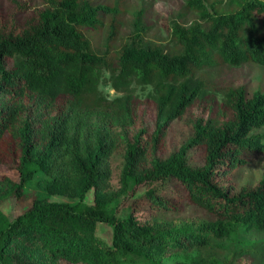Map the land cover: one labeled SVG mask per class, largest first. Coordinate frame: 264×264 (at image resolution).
<instances>
[{
    "label": "trees",
    "instance_id": "obj_1",
    "mask_svg": "<svg viewBox=\"0 0 264 264\" xmlns=\"http://www.w3.org/2000/svg\"><path fill=\"white\" fill-rule=\"evenodd\" d=\"M41 1L0 3V165L8 169L0 175V264H233L242 254L255 264L263 258L254 242L238 240L231 248L221 242L243 229L264 231V176L252 188L238 189L234 181L238 167L264 154V134L253 133L264 127V92L220 87L221 101L190 120L186 143L167 156L156 153L173 122L212 87L199 71L223 63L264 67V0H185L198 18L172 20L170 46L143 41L137 32L102 54L86 34L105 25L100 13L116 8L93 0ZM106 76L120 94L111 102L100 89ZM134 87L149 88L144 99ZM146 105L152 133L140 127L128 138L143 125ZM120 146L114 190L111 157ZM190 149L199 157L192 164ZM11 198L28 202L13 219L1 209ZM189 206L206 219L166 223ZM100 223L111 229L110 243L96 236Z\"/></svg>",
    "mask_w": 264,
    "mask_h": 264
},
{
    "label": "rangeland",
    "instance_id": "obj_2",
    "mask_svg": "<svg viewBox=\"0 0 264 264\" xmlns=\"http://www.w3.org/2000/svg\"><path fill=\"white\" fill-rule=\"evenodd\" d=\"M13 0H0V3L4 7L11 6ZM41 0H32L33 5L41 4ZM95 4H107L111 9H117L114 13L101 14L104 18L105 25L96 32L86 34L92 44L93 49L102 54L106 50V46L111 48H118L126 41L130 42L132 37L137 34L141 35V39L146 42L162 44L164 46H170V35L167 32L168 27L172 20H177L184 24L190 23L195 18H198L197 14L193 11L185 8V0H93ZM114 17L113 22L116 27V36L114 39L108 37L110 29V20ZM141 25V29L137 30ZM110 40V41H109ZM110 42V43H109ZM199 75L208 79L212 87L208 90V94L204 99L194 102L186 111V113L175 120L169 127L168 134L165 140V148L161 150L157 149V155L167 156L169 152L178 150L191 136L190 120L195 116H205L208 113L211 105L219 103L221 101L220 87L229 85H244L247 93L252 95L255 91L264 92V67L258 64H243V65H229L226 63L220 64L216 67H207L199 71ZM100 89L106 96H112L113 98L120 95L118 92L111 88L108 84L107 76L104 79ZM135 92L138 93L141 99H144L143 95L149 91V88L140 89V87H134ZM147 106V105H146ZM144 107V105H143ZM145 108V107H144ZM142 115L145 116L143 125H138L136 128L127 132V137L131 138L140 127H143L147 133H152L154 128V119L150 115L151 110L147 106V110H143ZM254 134H264V127L254 129ZM123 146V145H122ZM120 146L111 157V166L113 170L112 174V188L115 190L119 185V175L123 166V153L124 149ZM197 151L190 149L187 152V157H192L191 164L194 161H198ZM8 169L5 166L0 165V175L7 173ZM264 176V154L253 158L252 161L245 166L238 167L234 171V181L237 188L241 187H254L259 180ZM237 189V190H238ZM53 200L59 202H69L66 197L55 195ZM87 203L93 202V191H90L87 199ZM28 206V202H17L15 199H7L1 204L3 213L9 218L13 219L18 213L24 211ZM206 215L194 207H186L184 211L175 216L168 215L166 223L172 224L175 219H178L180 223L189 220H205ZM190 222V221H189ZM96 236L105 240L107 243L111 242V229L106 225L100 223L96 229ZM254 242L258 244L259 248H264V231L257 230H241L236 237L229 240H223L221 244L231 246L235 243ZM225 255H229L228 251H225ZM225 258L224 254L219 259ZM249 260L250 264L253 262L251 256L242 254L241 258L233 260V264H244ZM255 264H264V257L257 259Z\"/></svg>",
    "mask_w": 264,
    "mask_h": 264
},
{
    "label": "clouds",
    "instance_id": "obj_3",
    "mask_svg": "<svg viewBox=\"0 0 264 264\" xmlns=\"http://www.w3.org/2000/svg\"><path fill=\"white\" fill-rule=\"evenodd\" d=\"M107 99L109 100V102H111V100L113 99V97L110 95V96L107 97Z\"/></svg>",
    "mask_w": 264,
    "mask_h": 264
}]
</instances>
